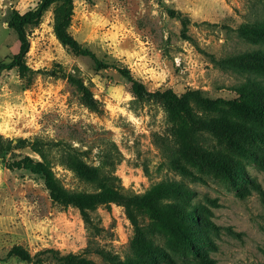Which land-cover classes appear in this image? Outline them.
<instances>
[{"label":"rangeland","instance_id":"rangeland-1","mask_svg":"<svg viewBox=\"0 0 264 264\" xmlns=\"http://www.w3.org/2000/svg\"><path fill=\"white\" fill-rule=\"evenodd\" d=\"M38 1L0 0V62ZM63 2L24 26L32 82L0 69V264H264V0H72L68 31L95 57L57 39ZM35 140L68 190H95L68 153L110 150L124 198L53 201L26 167Z\"/></svg>","mask_w":264,"mask_h":264},{"label":"trees","instance_id":"trees-1","mask_svg":"<svg viewBox=\"0 0 264 264\" xmlns=\"http://www.w3.org/2000/svg\"><path fill=\"white\" fill-rule=\"evenodd\" d=\"M52 1L54 0H39L35 7L28 9L24 13L14 12L10 19V25L14 28L19 37L20 49L9 62H0V69L17 67L27 74V84L32 82L33 74L36 73L37 70L28 67L23 60L29 47V41L24 26L28 23L37 21ZM63 4H65L63 14L56 17L54 21L53 29L57 39L77 54L95 57L90 49L82 46L69 33V18L73 13L72 0H64ZM121 73L132 82L131 89L133 93L138 94L143 90L142 85L132 80L125 71H121ZM67 79L74 82L76 80L79 83L78 87L87 95V97H83L87 106L93 110H98L95 100L91 94L88 93V88L83 85L81 80L75 79L72 74H68ZM187 95H189V93H185L179 100L186 98ZM182 110H184V107H182ZM38 144L39 141L35 140L31 143V147L33 150L37 151L44 160L33 162L28 159L26 167L43 179L53 201L62 204H73L78 207L83 214H86V210L94 209L100 203L117 201L124 198V193L121 192L122 187H118L115 183L116 180H118V177L113 174L115 155L111 153L110 150L102 151L100 155L101 165L98 166L87 164L76 151L68 153V164L70 168L80 179L91 183L95 187L93 192H86L64 188L54 176L50 166L46 163L44 152ZM133 199L140 205L146 204L141 197L136 195L132 198L129 197L128 202H131Z\"/></svg>","mask_w":264,"mask_h":264}]
</instances>
